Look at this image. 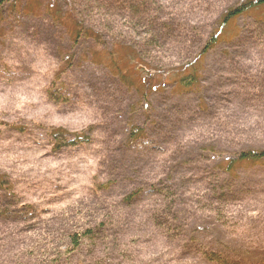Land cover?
<instances>
[{
    "label": "rangeland",
    "instance_id": "374dc122",
    "mask_svg": "<svg viewBox=\"0 0 264 264\" xmlns=\"http://www.w3.org/2000/svg\"><path fill=\"white\" fill-rule=\"evenodd\" d=\"M173 1L162 0L168 4V12L173 9ZM15 3L13 10L6 7L0 12V175L12 181L10 201L6 209H0V234L12 240L6 255L13 253V244L25 228L41 229L39 234L46 240L50 231L62 235L64 220L74 213L82 211L79 216L83 220L76 223L77 217H71L70 224L83 226L99 221L93 211L97 210V202L94 197L84 196L85 189L92 184L91 177L97 176L101 181L115 179L118 186L114 184L108 193L113 197L116 194L120 201L123 193L139 188L137 183L151 179L152 146L160 149L168 146L166 149L176 147L183 151L180 156L186 158L178 171L182 183L185 182V191H189L184 196L202 191L194 177H199L200 170L207 167L218 182L226 181L229 203L211 204L215 211L210 212L205 210L207 205L196 208L186 199L182 208L186 233L162 237L153 232L146 213L150 208L144 206L146 197L139 194L132 207L125 208L118 202L113 217L109 220L104 217L102 222L107 230L102 238L96 235L91 240H82L78 252L63 257L60 264H264V161L256 166H240L228 178L216 170L220 159H228L242 150L264 151V99L255 81L262 76L263 56L252 46L250 37H246L255 22L264 23V8L229 23L223 40L202 59L201 85L204 97L210 101L211 115L199 116L194 112V93L172 89L167 83L149 95V109L138 106L134 88L121 85L106 61L108 53L115 50L117 65L134 79L139 76L137 72H129L136 61L134 53L113 47L107 36H101L96 46L85 41L73 49L70 33L75 27L74 16L69 14L65 0ZM201 4L212 7L209 13L190 18L189 25L195 23L199 29L202 23L216 24L226 7L220 0ZM172 12L173 16L189 13L180 8ZM188 18L181 17L179 21L183 24ZM115 21L110 27L113 32ZM94 28L102 35L99 27ZM180 29L183 32L177 35L188 33ZM241 39L244 46L238 43ZM170 51L157 43L151 44V57L161 58L163 61H157L162 64L170 63L166 62ZM69 57L71 63L64 76H60L67 98L61 104H49L44 90L61 69L63 60ZM96 103L110 113L98 115ZM182 105L187 108L184 112L179 111ZM101 120V127L84 151L56 148L47 139L52 128L77 132ZM127 123L144 127L146 139L132 145L136 151L122 155L119 150L129 148L124 139ZM18 128L23 132H18ZM209 156L216 160L207 162ZM122 159L125 161L121 164ZM138 159L142 166L139 170L130 166ZM121 170L128 174L118 177ZM54 187L63 203L50 207L47 193ZM20 201L38 203L37 210ZM73 201L76 203L71 204ZM40 209L49 210L38 212ZM55 248L65 250L58 242ZM207 252L218 258L207 256ZM36 260L18 255L10 257L8 264H37Z\"/></svg>",
    "mask_w": 264,
    "mask_h": 264
},
{
    "label": "trees",
    "instance_id": "16d2710c",
    "mask_svg": "<svg viewBox=\"0 0 264 264\" xmlns=\"http://www.w3.org/2000/svg\"><path fill=\"white\" fill-rule=\"evenodd\" d=\"M211 1L174 0L172 3L174 10L172 9V11L180 8V10H187L189 13H185L184 16H173V12H168L169 10L166 8L168 4L163 3L162 0H65L69 8V14L72 17L74 16L75 27L70 33L73 49H76L77 46H80L85 41L93 42V45L96 46V42L101 40V36L103 38L107 36L113 47L127 49L135 55L136 61L132 64V70L129 71L130 73L137 72L139 75L134 77V79L123 72L117 65V56L115 58L114 54L115 50L108 53L106 61L111 64L112 73L115 74L114 76L120 81L121 85L134 88L137 104L143 110H146V108L149 109L150 107L148 99L152 91L167 83L172 85V89L177 88L184 93H194V112H197L196 115L210 116V101L204 97V88L201 85V61L223 40V34L229 23L248 15L250 12L253 13L255 10L264 8V0H220L226 6L223 8V12L218 15V20L220 19V21L217 20L216 24L211 22V24L213 23L212 25L207 23H202L201 25V27H208L210 30L207 29L205 31L201 27L199 29V27L195 26V23L190 26V18L205 15L209 13L212 7L204 6L201 3H209ZM215 1L218 2L219 0ZM15 2L17 0H0V12L6 7L13 10L16 5ZM196 9L198 12L193 14V11H196ZM113 16H117L116 19L112 18ZM181 17L189 18L182 24L179 21ZM112 20H116L115 22H117L114 32L110 28L112 27L111 23H113ZM122 20L126 23H123ZM255 23L254 29L246 37H250L252 46L260 51L263 56L260 67L263 69L262 76L255 81H257L256 88L259 90L261 98L264 99V23ZM94 27H99L102 35L98 31H95ZM119 27L123 30H119ZM180 28L186 29L185 31H188V33L177 35L183 32ZM126 30L130 33L127 34ZM137 30L141 32L140 35H137ZM196 32L197 34L193 35ZM145 36H148L146 40H144ZM166 38H169L168 44ZM151 40H153V43H151ZM176 42H179L180 45H176ZM240 42H242V39L238 43ZM154 43H157L158 47L165 46L171 50L166 54L169 56L168 58L166 57L168 60L166 62H170L168 65L157 61V59L160 61L163 60L155 55L156 60L151 57V44ZM242 43L244 46L245 43ZM236 46L238 45L233 47ZM228 48L232 49L230 46ZM71 58L69 57L63 60L60 66L61 69L52 77L51 82L44 90V98L49 104L57 105V102L61 104L67 98L66 90L62 87L61 78L64 76L65 70L69 67ZM241 74L243 75V73ZM96 104L100 112L98 115L103 114L105 116L110 113L104 106L98 105V103ZM185 106H180L179 111L184 112L187 109ZM102 123L103 120L94 121V123L88 124L83 130L77 132H70L61 127H55L50 129L47 134V139L50 145L54 142L56 148H78V150L81 149L84 151L86 149L85 145H89L92 142L91 136L101 127ZM126 127L127 130L124 132V139L129 148L119 150L122 155L135 150L132 145L146 139V130L144 127L135 123H127ZM18 132L22 133L23 129L18 128ZM165 134L168 135L169 131H165ZM152 147L151 173L153 174L151 179H143L141 184L137 183L139 188L133 189L126 194L123 193L124 197L122 196L120 201L117 200L118 197L116 194L113 197L108 193V191H112L110 189L114 184L115 187L118 186L115 179L108 180L105 175H103L106 179L104 181L99 180L97 176L91 177L90 183L92 182V184L88 190L85 189L87 193L84 194V192L83 194L86 198L94 197V200L97 202V210L93 211L99 217V221L92 222L88 225L84 224L85 229H83V226L70 224L71 215L68 220H64L66 227L64 230H61L62 235L48 231L50 234L47 235L46 240H43L39 234L41 229L37 230L32 227L25 228L24 231L21 230L19 240H16L13 244V248H15L13 253L8 255H6V252L12 240L6 234H0V264H8L10 257L16 258L18 255H27L36 258L37 264H60L63 257L65 258L67 255L70 256L78 252L83 242L82 240H91L96 235L102 238L103 233L107 230L104 228L105 222H102L104 217L108 220L111 219L114 211L118 210L119 203L120 206L125 208L132 207L139 194H143L141 196L146 197L144 206L150 208L146 213L151 221L153 232H157V235L162 237L184 236L187 229L182 220V216H184L182 208L188 200L193 202L195 205L192 204V206L196 208H204L207 205L208 207L205 210H209L210 212L215 211L211 204L229 203V188L225 185L226 181L222 183L219 180L218 182L214 178L213 172L209 171L207 167L200 170L199 177H194L196 179V185L202 191H199L196 195L187 194L190 197L186 198L187 196L184 195H186L185 193H189V191H185L184 186L186 185L183 184L185 182L182 183L183 177L178 173L180 168L186 163L184 161L186 158H182V155L180 156L183 151H180L176 147L170 149H166L168 146L161 149L156 146ZM174 154L179 156H173ZM212 160L215 161L216 158L209 156L207 162L211 163ZM124 161L122 159L121 164ZM263 161L264 151L242 150L231 155L228 159H220L216 170L220 176L228 178L240 166H256ZM152 164H156L155 167ZM130 166L137 170L142 169L141 160H136ZM154 169H157V172H154ZM121 172V175H118V177H123L124 174H128L126 170H121ZM208 178L211 180L209 181ZM9 182L11 183L12 181L0 175V209H6L8 201H10L9 197H11V193L9 191L11 187ZM56 191L57 187H54L51 189V193H47L48 198H50V207H57L63 203L61 202L62 196L57 195ZM75 203L74 201L71 202V204ZM20 204L27 205L33 211H36L38 206L36 202L32 204L20 201ZM48 210L40 209L38 212H48ZM214 213L216 214V212ZM79 214L74 213L72 217H77L74 219L76 223L83 220V216H79ZM187 236L191 237L193 235ZM23 237L25 238L22 239ZM56 242L62 244L65 249L63 252L55 248ZM52 245L54 249H52ZM183 246L184 248L186 247L185 245ZM208 255L218 258V256L210 252H207ZM222 257L225 260L228 258L227 262H232L228 256Z\"/></svg>",
    "mask_w": 264,
    "mask_h": 264
}]
</instances>
